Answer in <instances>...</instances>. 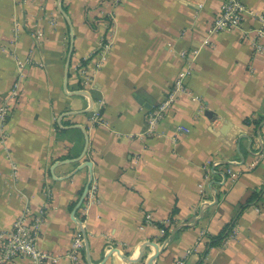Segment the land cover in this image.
<instances>
[{
  "label": "crops",
  "instance_id": "1",
  "mask_svg": "<svg viewBox=\"0 0 264 264\" xmlns=\"http://www.w3.org/2000/svg\"><path fill=\"white\" fill-rule=\"evenodd\" d=\"M222 1H123L88 94L78 68L111 31L109 2L0 0V100L18 78L23 90L0 127V231L51 193L40 246L60 258L47 264H70L75 228L81 264H264V0H242L256 15L210 34ZM184 51H197L189 91L146 136Z\"/></svg>",
  "mask_w": 264,
  "mask_h": 264
},
{
  "label": "built area",
  "instance_id": "2",
  "mask_svg": "<svg viewBox=\"0 0 264 264\" xmlns=\"http://www.w3.org/2000/svg\"><path fill=\"white\" fill-rule=\"evenodd\" d=\"M109 2V10L107 11V19L110 21L112 27L111 31L101 42V46L98 49L96 59L93 60V67L80 66L78 68L79 76L81 78V84L84 91L90 94V89L94 85V78L96 71L100 69L107 58V54L112 46L114 23L116 20V9L125 0H107ZM256 15L255 11L245 5L242 0H223L222 5L215 14L214 20L209 28L210 34H216L222 31L231 30L233 28L240 27L244 21L245 15ZM263 26L258 29L259 38L254 43V49L257 52L264 51V15H262ZM205 43H210L206 40ZM4 49V48H3ZM197 51L182 52V57L185 60V69L175 80L172 89L170 90L167 98L161 101L159 104L150 109L147 113V128L145 131L146 136H152L157 133L156 126L166 116L168 110L171 108L175 100L183 93L189 91L187 85L188 77L193 73L194 69V56ZM32 62L31 58L24 60H18L17 65L19 68L20 77L23 75L24 68ZM23 90L21 88V79L18 78L11 89L9 96L3 100H0V127L3 130L8 118L12 113V101H16L21 96ZM87 94V95H88ZM101 105L105 104V101H101ZM90 121L95 126L106 125L107 121L102 116V112L99 109L90 110ZM4 135V134H2ZM14 170H17V166H13ZM16 173V171H14ZM98 184L96 181L90 183L87 191V199L94 200L97 197ZM86 199V200H87ZM52 202L51 193L47 194L45 203L37 211H31L29 208L23 210V212L15 219L12 227L6 231H0V264H13L19 258H28L31 264H47L49 261H58L59 256L48 253L40 246V241L43 235V226L48 213L49 206ZM83 215L86 214V207L83 208ZM146 223L152 222V215L147 214L145 217ZM84 223L81 222V225ZM236 230L229 236L233 238L236 235ZM227 243V241L225 242ZM84 247V238L79 229L75 228V234L73 236L71 245L67 250L65 256L69 259L70 264H81V252ZM182 259H178L176 264H183Z\"/></svg>",
  "mask_w": 264,
  "mask_h": 264
},
{
  "label": "trees",
  "instance_id": "3",
  "mask_svg": "<svg viewBox=\"0 0 264 264\" xmlns=\"http://www.w3.org/2000/svg\"><path fill=\"white\" fill-rule=\"evenodd\" d=\"M228 230H229V229H228ZM227 233H228V231L226 230V232L223 233V234H221V235L217 238V240H223L224 237L227 235Z\"/></svg>",
  "mask_w": 264,
  "mask_h": 264
},
{
  "label": "water",
  "instance_id": "4",
  "mask_svg": "<svg viewBox=\"0 0 264 264\" xmlns=\"http://www.w3.org/2000/svg\"><path fill=\"white\" fill-rule=\"evenodd\" d=\"M140 103H144V101H143V100H141V101H140ZM86 192H87V190H86ZM86 192H85V194H86ZM84 197H85V195L82 197V199H81V201H80L79 205H80V204H81V202L83 201ZM158 253H159V250L157 251V253H156L155 255H157ZM148 264H151V260L149 261V263H148Z\"/></svg>",
  "mask_w": 264,
  "mask_h": 264
}]
</instances>
